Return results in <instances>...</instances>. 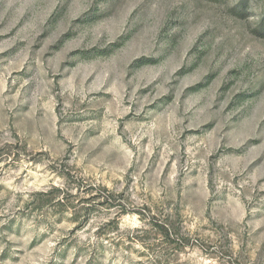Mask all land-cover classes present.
<instances>
[{
  "label": "rangeland",
  "instance_id": "rangeland-1",
  "mask_svg": "<svg viewBox=\"0 0 264 264\" xmlns=\"http://www.w3.org/2000/svg\"><path fill=\"white\" fill-rule=\"evenodd\" d=\"M0 264H264V0H0Z\"/></svg>",
  "mask_w": 264,
  "mask_h": 264
},
{
  "label": "trees",
  "instance_id": "trees-1",
  "mask_svg": "<svg viewBox=\"0 0 264 264\" xmlns=\"http://www.w3.org/2000/svg\"><path fill=\"white\" fill-rule=\"evenodd\" d=\"M62 199H64V198H62Z\"/></svg>",
  "mask_w": 264,
  "mask_h": 264
}]
</instances>
